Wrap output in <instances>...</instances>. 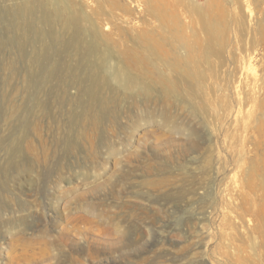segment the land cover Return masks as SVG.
I'll return each mask as SVG.
<instances>
[{"label":"rangeland","instance_id":"1","mask_svg":"<svg viewBox=\"0 0 264 264\" xmlns=\"http://www.w3.org/2000/svg\"><path fill=\"white\" fill-rule=\"evenodd\" d=\"M263 209L264 0H0V264H264Z\"/></svg>","mask_w":264,"mask_h":264},{"label":"bare ground","instance_id":"2","mask_svg":"<svg viewBox=\"0 0 264 264\" xmlns=\"http://www.w3.org/2000/svg\"><path fill=\"white\" fill-rule=\"evenodd\" d=\"M44 5L48 6L47 3H44ZM20 10H22V9H20ZM46 10H47V8H46ZM27 11L29 13H33L34 9L33 8H28ZM58 17L63 18V13L59 9L56 12H48V14H46L44 16V19H46L47 21H51L52 19L54 20V18H58ZM63 19H65L66 25H72L74 27V34H73V37H72V42L76 43V44L80 43L81 42L80 41V34L82 35V33H81V27L79 26L78 19L76 17H69V18L67 17V18H63ZM94 45H95V43H94ZM94 45H93V47L96 46V45L95 46ZM96 49H97V47H96ZM93 50H94V48H91L89 51L93 52ZM112 75H113L112 77L114 78L115 83H116L114 85H116L118 88H121L124 91L133 90V89H136V88H139L141 91H144L145 93H148V91H149L147 88H145L146 86L142 87L141 85H138V83L134 79H132V77L128 76L124 71H122L120 69H115Z\"/></svg>","mask_w":264,"mask_h":264}]
</instances>
